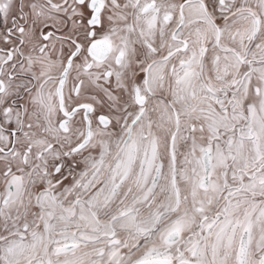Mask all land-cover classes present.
I'll list each match as a JSON object with an SVG mask.
<instances>
[{
    "label": "snow or ice",
    "instance_id": "obj_1",
    "mask_svg": "<svg viewBox=\"0 0 264 264\" xmlns=\"http://www.w3.org/2000/svg\"><path fill=\"white\" fill-rule=\"evenodd\" d=\"M0 264H264V0H0Z\"/></svg>",
    "mask_w": 264,
    "mask_h": 264
}]
</instances>
